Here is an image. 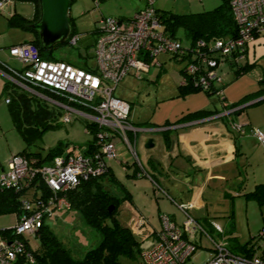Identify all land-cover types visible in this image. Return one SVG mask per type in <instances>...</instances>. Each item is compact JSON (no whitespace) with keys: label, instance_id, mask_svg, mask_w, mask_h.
<instances>
[{"label":"built area","instance_id":"1","mask_svg":"<svg viewBox=\"0 0 264 264\" xmlns=\"http://www.w3.org/2000/svg\"><path fill=\"white\" fill-rule=\"evenodd\" d=\"M11 1L0 0V12L5 11ZM226 1L236 25L235 33L231 36L214 37L210 46L213 50H218L223 58L229 57L233 62L242 54H237V50L243 49L254 33L264 30V0ZM95 32L93 68L43 57L38 47L29 41L7 46L8 54L23 64L20 70H13L15 75H9L10 79L22 88H29V91L65 108L66 112L61 116L63 122H68L69 114L74 113L91 122L95 130L90 151L62 153L54 156L49 163L41 165L39 175L49 192L46 196L34 199L22 197L20 203L23 211L15 214L11 226L0 228V264H40L25 238L34 237L44 218L51 216L55 210L70 208L63 191L72 188L80 180L104 172L106 161L115 157L116 140H122L134 160L138 161L135 139L131 141L127 132L135 136L136 131L151 128L136 127L129 121L130 104L114 95L113 88L128 70L139 71L146 69L150 63L158 64L156 55L159 52L177 56L185 52L180 41L166 33L158 11L152 6V0H147L146 5L130 17L101 16L96 20ZM77 39L78 34L70 31L64 43L73 45ZM196 43V46L203 48L192 52L193 56L198 55V65L195 61H190L185 65L184 71L192 72L197 66H201L204 71L200 74V83L205 85L209 80L220 81L221 60L205 54V40L198 39ZM27 82L54 91L60 98L39 93L28 86ZM221 91L217 90L216 94L220 96ZM4 101L8 102V97ZM234 127L243 131L240 123L235 122ZM84 128L89 133V129ZM250 134L257 141L264 142V130L252 127ZM5 163L0 169V188L27 186L34 173L28 160L15 152L8 156ZM152 182L156 185L154 180ZM189 205L181 203L178 206L182 209ZM159 221V228L150 237V244L139 253L143 264H185L196 246L188 234L192 235L196 231L205 233L212 242V252L201 264H264V210L258 232L263 241L259 254L252 252L246 255L231 250L226 240L212 239L187 214L181 225L164 213L159 215Z\"/></svg>","mask_w":264,"mask_h":264},{"label":"crops","instance_id":"2","mask_svg":"<svg viewBox=\"0 0 264 264\" xmlns=\"http://www.w3.org/2000/svg\"><path fill=\"white\" fill-rule=\"evenodd\" d=\"M146 3L147 0H143L141 5H136L133 10L129 8L130 11L127 12H130V14L128 15L113 16L130 17L132 13L145 6ZM94 5H98V0L94 1ZM34 8L33 1V11ZM5 9V11L1 12L4 15L0 14V21L3 24L2 28L0 24V32L16 28L22 34L18 37H13L12 32L4 34L0 39V43L7 42V44L0 45L8 46L32 37L31 31L25 35V28L7 23L6 16L12 11L18 12L15 10L13 0ZM89 10L90 8L85 7L82 13H88ZM18 13L23 15L20 11ZM32 14L30 16H25L24 14L23 16L31 17ZM67 16L71 17L70 31L77 33L79 37L80 32H77L73 26L75 16H72L69 12H67ZM92 32L96 34L95 26ZM261 33L256 34L246 42L245 51L243 52L244 60L254 62V65L248 71L235 77L234 68L230 60L222 62L219 66L220 81L214 83L216 86L221 85L222 91L220 95L223 96V99H220L214 92L203 90L179 94L177 85L182 78L180 69H178V83L171 82L169 87L163 85L162 77L166 75V73L161 75L162 64L165 61L164 57L166 55L172 57L167 52H159L156 55L158 64L154 65L158 69L155 68L152 73H149L151 63L144 70H128L125 74L132 71L131 73L138 80L145 78L154 82L155 79H159V82L153 85V92H150L151 95L146 97L143 102L145 106L142 109L137 110L133 102L127 100L130 104L129 121L136 127L151 129L138 130L135 136L131 132H127L131 141L135 139V152L138 161L134 160V156L132 161H128L125 155H119L121 154V149H116V141L118 140L115 141V157L106 161L107 173L99 177L103 188L115 195L110 191V186L115 185L117 189L121 190L120 196L125 197L126 200L135 206L134 195L128 191L117 170H122L124 177L129 180L146 175L150 178H155L156 185L153 184L154 188L162 194V198L157 200L158 205H162L163 208L160 211L161 213L157 214L158 220L159 215L164 213L181 225L187 214L205 231L207 230L205 226H208L210 230L215 231L216 235H222L223 231L221 233L218 232L214 227L218 224L211 223V217L225 216L228 220V225L232 226V198L230 196L234 193L237 194L242 188H247L246 191H249L256 183L264 182L259 181V179H252L248 185L249 187H247V182L244 183L245 177L241 174L245 162L244 159L251 152L247 141L251 136H254L250 134V129L252 127L264 129V97L256 99V101L259 100L257 102L245 104L235 110L236 106L264 94V90L263 93H255L257 88H264V67L262 63L258 65L262 69L259 70V67L254 69L259 58L256 55L255 48L257 46L254 40L257 41L263 38L260 35ZM172 58L183 64V59L176 60L174 57ZM0 62L4 69L0 68V75H5L8 78L9 74L15 75L13 73L14 69H12L16 68L15 66L9 65L1 58ZM87 67L93 68L91 66ZM19 68L21 69L22 66ZM163 72H165V68ZM125 74L118 82L124 78ZM152 76L154 77L152 78ZM230 103H236L237 105L235 104L231 108H224V105ZM194 112H200L201 114L198 117L191 116ZM235 122L242 124V132L234 127ZM248 134H250V137L246 136ZM147 135L153 138V144L150 147L143 145V139ZM259 143L263 144L264 142ZM67 146L66 144L65 147ZM68 149L66 148V151ZM4 166L0 164V169ZM131 172L132 174H130ZM137 172H140V174H136ZM246 191H243L242 194L244 195ZM115 196L119 198L118 195ZM163 201L168 203L170 207L166 208ZM181 203L190 205L181 209L178 206ZM179 213H181L183 218L177 221V214ZM135 216H129L127 219L128 223L135 221L132 224L134 228L140 226L141 223H145L146 220L143 217L136 213ZM159 225L157 228L152 227L150 237L159 228ZM206 232L208 233V230ZM192 235L188 234L191 239L193 238Z\"/></svg>","mask_w":264,"mask_h":264},{"label":"rangeland","instance_id":"3","mask_svg":"<svg viewBox=\"0 0 264 264\" xmlns=\"http://www.w3.org/2000/svg\"><path fill=\"white\" fill-rule=\"evenodd\" d=\"M94 1L95 0H71L69 2L67 11L72 16H75L73 26L80 34L76 43L73 45L62 43L53 47L51 49L53 57L67 61L73 65L86 64L85 66L94 67L93 38L95 33L92 32V30L96 20L100 18L101 15H128L130 14V12H127L130 11L129 8L133 10L136 5H141L143 2V0H98V5L95 6ZM219 2L220 0H153L152 6L159 9H169L173 12H188L209 9ZM13 3L16 11H20L23 15L25 14V16H30L32 14L33 0H13ZM85 7L90 8L88 13H82ZM0 14L4 15L1 12ZM0 24L2 28V21H0ZM24 31H26L25 35L30 33L28 29ZM9 32H12L13 37H18L22 34L19 33L20 30L16 28L8 29V31L3 30L0 32V39L4 34H8ZM177 34L181 37V43L187 42V40L181 36L182 33L180 28H178ZM260 35H262L263 38L257 41L254 40L257 46V48H255L256 55L259 57L258 63L254 69L258 68L260 63H262L264 67V31ZM0 44L6 45L7 42ZM0 58L16 68L23 65L15 57L8 54L7 46L0 45ZM164 58L165 61L162 64L163 68L161 69V75L163 73H166V75L162 77V84L169 87L171 82L178 83V69H180L182 63L175 61L172 57H168L167 55ZM155 66L156 65L153 63L150 64L149 73H152L155 68L158 69ZM164 68L165 72H163ZM260 69H262V67H259V70ZM131 72L125 74L124 78L117 83L113 90V94L133 102V105L139 110L145 106L143 102L146 97L151 95L150 92H153V85L159 82V79H155L154 82L145 78L138 80ZM153 77L154 76H152V78ZM5 79H9L16 86H19L18 83L7 76L0 75V164L3 166L6 164V159L10 154L25 147L24 141L12 124L7 109V103L4 101L5 96L7 97V93L2 91V83ZM27 89L28 91L30 90L29 88ZM61 109V114L63 115L66 111L63 107H61ZM61 116L58 118L57 126L44 130L39 137L33 139V142L28 145V148L43 151L60 140L64 145L67 144L69 146L72 153L79 152L80 148L83 147L86 140L90 137V134L86 133L84 128V121L86 118L78 114L70 113V120L68 122H63ZM246 136L250 137V134ZM247 144L251 152L248 157L244 159L245 162L241 174L245 177L244 183L247 182V187H249L248 185L251 183L252 179L264 181V143L260 144L255 137L251 136ZM116 147V149H121V154L119 155H125L128 161L133 160V155L128 151L126 144L122 140L116 141ZM117 171L120 179L127 186L128 191L133 193L136 204L134 206V204L130 203L125 198L120 200L116 209V217L122 224L127 225L132 230L133 237L139 243L138 245L141 248H145L151 242L149 235L152 227L157 228L159 225L157 214L161 213L160 211L163 208L162 205H158L157 200L162 198V194L154 188L152 180L155 181V178L142 175L133 180H129L124 177L123 172H121L122 170ZM246 189L247 188H242L237 194L234 193L230 196L232 198V226L228 225V220L225 216H214L210 218V221L211 223L218 224L214 227L220 233L223 231V234L216 235L215 231L210 230L208 226L205 227L208 233L211 234L210 236L212 239L226 240L227 246L231 250L236 251V247L245 244L247 247L251 246L255 254H259L261 251L260 244H262L263 241L257 235L262 224L264 204H258L252 197H245L242 192L246 191ZM27 191L29 190H26V193L30 192ZM110 191L118 195L119 199L122 198L120 196L121 190L117 189L115 185L110 186ZM163 204L166 205V208L170 207V205L164 201ZM135 213L143 217L146 221L134 228L132 224L135 221H133V223H128L127 219L129 216L134 217ZM181 218H183L181 213L177 214V221L181 220ZM14 220L15 214L13 212L0 214V228L11 226ZM44 221L48 224L61 244L66 247L69 253L75 258L80 257L86 249L96 245L99 241V232L92 226L86 224L75 209L55 210L51 216L48 218L45 217ZM192 236V240L195 242L196 246L186 259L185 264H201L210 256L212 252V242L203 232L199 233L196 231ZM29 243L32 247H37L38 238L30 236ZM138 263V257L134 259L132 255L121 254L118 257L117 264Z\"/></svg>","mask_w":264,"mask_h":264},{"label":"trees","instance_id":"4","mask_svg":"<svg viewBox=\"0 0 264 264\" xmlns=\"http://www.w3.org/2000/svg\"><path fill=\"white\" fill-rule=\"evenodd\" d=\"M33 1L35 8L31 17H25L18 12L12 11L6 16L7 23L30 30L32 37L25 41H29L38 47L39 53L43 57L57 59L51 54V49L56 45L49 49H41L39 47L37 32L30 28V23L38 15L37 0ZM155 9L158 11L160 21L168 35L177 38L181 43V37L177 34V30L180 28L181 36L187 40L186 43H181L182 50L185 51L184 53L178 56L172 54V57L176 60L183 59V64L180 67L183 77L177 85L178 93L184 94L196 90L216 93L217 90L221 89V85L216 86L211 80L205 85L199 82L200 74L204 71L203 67L197 66L192 72L184 71V67L190 61H195L196 65H198V55H192V52H196V49H203L202 47L196 46V40L198 39L205 40V54L221 60L220 65L222 62L229 60V57L223 58L218 50H213L210 46L214 37L231 36L235 33L236 25L231 16L227 1L220 0L217 5L209 9L188 12H173L169 9H159L157 7ZM68 21L70 24V16H68ZM263 31L256 32L253 36ZM245 46L246 44L243 49L239 48L237 50V54H242L236 61L231 63L234 68L235 77L238 74L248 71L254 65V62L244 60L243 52L245 51ZM80 66L86 67L85 65ZM2 67L0 62V68L3 69ZM12 69L15 70L16 68ZM16 70H20V68ZM26 84L48 97L60 98L54 91L48 90L45 87L29 82ZM263 90L264 88H257L255 93H263ZM2 91L7 93L8 102L6 103L12 124L25 143V147L19 149L16 153L23 155L28 160L29 167L34 170L33 176L30 177L27 186L21 188H0V214L10 212L20 214L23 211L20 203L22 197L26 196L28 199H34L37 196H46L49 192L39 175L41 165L49 163L54 156L65 152L70 153L71 150L68 146L65 147L60 140L43 151L28 148V145L33 142V139L39 137L44 130L57 126L58 118L62 115L61 106L46 100L37 93L16 86L9 79H5L2 83ZM219 98L223 99V96L220 95ZM235 104L230 103L224 105V108H231ZM77 105L82 108H88L81 104ZM200 114V112H194L191 116L198 117ZM84 126L89 129L90 137L80 150L82 152H88L92 149L93 132L95 129L92 123L87 120L84 121ZM66 148L69 149L66 151ZM105 173H107V166L103 173L80 180L72 188L63 191V194L69 201L70 208L75 209L86 224L92 226L99 232V241L96 245L86 249L80 257L75 258L61 244L48 224L44 221L34 236L38 238L37 247H32L29 243V238H25L28 247L32 250L36 260L40 264H117L118 257L121 254L132 255L134 259L138 257V264H143L139 254L142 248L133 237L132 230L127 225L122 224L116 217L118 204L125 197L119 199L103 188L99 177ZM29 189L30 192L27 191L29 193H26V190ZM244 196L254 198L258 204H264V182L256 183L251 190L244 192ZM110 204H112V208L108 210ZM235 250L246 255L253 252L252 247H247L245 244L236 247Z\"/></svg>","mask_w":264,"mask_h":264},{"label":"water","instance_id":"5","mask_svg":"<svg viewBox=\"0 0 264 264\" xmlns=\"http://www.w3.org/2000/svg\"><path fill=\"white\" fill-rule=\"evenodd\" d=\"M69 1L70 0H37L38 15L37 18L30 23V28L37 32L39 47L41 49H49L65 42L70 32V24L67 16ZM263 97L264 94L236 106V109L243 107L245 104L254 102L256 99H262ZM152 144V136H145L143 145L145 147H150ZM111 208L112 204L109 205L108 210Z\"/></svg>","mask_w":264,"mask_h":264}]
</instances>
